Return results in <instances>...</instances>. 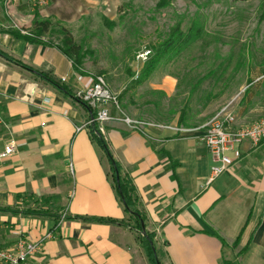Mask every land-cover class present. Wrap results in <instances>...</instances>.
Here are the masks:
<instances>
[{
	"label": "crops",
	"instance_id": "crops-1",
	"mask_svg": "<svg viewBox=\"0 0 264 264\" xmlns=\"http://www.w3.org/2000/svg\"><path fill=\"white\" fill-rule=\"evenodd\" d=\"M120 1L0 0V52L13 59L0 54V153L15 143V153L0 159V209L32 206L31 196H55L54 211L66 214L56 222L0 211L1 247L12 248L17 232L40 243L24 264H150L135 229L75 218L120 221L127 215L91 126L75 131L93 114L75 92L90 86L94 75L75 71L46 38L54 23L70 27L98 12L114 15ZM43 21L49 30L35 36V23ZM175 86L165 76L152 90L169 94ZM110 110L114 119L105 124L104 140L132 180L160 263L264 264V143L243 142L241 157L205 186L211 156L194 136L209 119L195 126L181 114L169 123L142 120L152 124L143 134L118 119L122 111Z\"/></svg>",
	"mask_w": 264,
	"mask_h": 264
},
{
	"label": "rangeland",
	"instance_id": "rangeland-1",
	"mask_svg": "<svg viewBox=\"0 0 264 264\" xmlns=\"http://www.w3.org/2000/svg\"><path fill=\"white\" fill-rule=\"evenodd\" d=\"M163 3L121 0L114 15L98 12L70 27L54 23L46 38L63 46L62 38L70 35L82 46L81 68L102 77L121 111L133 119L169 123L182 114L195 126L226 104L239 124L264 116V0ZM174 26L184 32L199 28L200 35L140 78L152 55L149 47L165 40ZM145 50L151 53L138 59ZM165 76L176 80L170 95L152 90Z\"/></svg>",
	"mask_w": 264,
	"mask_h": 264
},
{
	"label": "built area",
	"instance_id": "built-area-1",
	"mask_svg": "<svg viewBox=\"0 0 264 264\" xmlns=\"http://www.w3.org/2000/svg\"><path fill=\"white\" fill-rule=\"evenodd\" d=\"M148 50L141 51L137 58L145 60ZM64 81V78H62ZM75 97L93 110V117L82 126H76L79 131L86 125L95 124L97 132L105 139V124L114 119L111 107L121 113L116 95H114L102 77H96L92 84L75 92ZM118 119L135 131L145 134V126L152 124L122 115ZM2 122L0 116V123ZM195 132V138L201 142L211 156L210 173L205 181V186L210 185L218 176L226 172L240 157V146L248 141L252 147L264 143V116L247 124H239L235 114L229 109V104L216 111L209 120ZM15 153V143L9 142L0 153V159ZM69 170L72 174V165ZM73 192H71V195ZM63 212L59 219L64 220ZM18 239L12 248L0 246V264H24L40 250V243L17 232ZM50 236V234H47Z\"/></svg>",
	"mask_w": 264,
	"mask_h": 264
},
{
	"label": "trees",
	"instance_id": "trees-1",
	"mask_svg": "<svg viewBox=\"0 0 264 264\" xmlns=\"http://www.w3.org/2000/svg\"><path fill=\"white\" fill-rule=\"evenodd\" d=\"M233 1H248V0H233ZM162 2L165 3L167 2V0H162ZM35 25L37 27L36 30L37 33L36 35L34 34L35 36L37 35L39 36V34L49 30L50 28V23L48 21L36 22ZM13 34L29 42H37L35 37L32 36L20 35L19 32L17 31H14ZM199 35H200L199 28L196 29L191 28L184 32L178 26H174V28L170 31L169 36L165 40L149 47L152 51V55L147 60V62H145V64L142 66V69L140 71L141 73L140 78L142 79L148 78L156 70V68L160 63L169 61V57H172L174 54H179L181 51L187 48V46L191 42H193ZM62 45L63 46H57V48L71 60L75 71L80 72L82 65V58H83L82 46L74 43L70 35H65L62 38ZM0 54L3 55L8 60L11 61L13 60L11 57L7 56L2 52H0ZM38 74L46 78L52 84L59 86L56 82L49 79L46 75L42 73H38ZM142 79L137 81V83H140ZM59 88L61 87L59 86ZM90 126H91L90 134L92 136V139L102 148V150L104 151L105 155L109 160V179L115 191L116 197L127 215L128 221L127 222L125 220L116 221L114 219L102 218V217L78 216L75 218H79L88 222H95V223H105V224L118 223L122 226L135 229L138 232V238L140 240L141 246L150 264H161L153 242L154 234L146 230H143L141 227L142 226L141 223L143 222L144 224L145 217L143 213L139 211L137 208V194L131 178L127 173H125L122 170L121 166L116 161H114L110 156L105 140L103 139L102 136L98 134L96 125L92 124ZM29 199L32 202V206H27L21 209L5 208V209H0V211H4V212L8 211L12 214H17L22 216L34 215L40 217H44V216L52 217L56 220V222L58 221L60 215L57 213V211H54L56 210L55 196L40 197V198L31 196ZM242 250L244 249H241V251ZM222 264H231V263L228 261L226 262L223 261Z\"/></svg>",
	"mask_w": 264,
	"mask_h": 264
},
{
	"label": "water",
	"instance_id": "water-1",
	"mask_svg": "<svg viewBox=\"0 0 264 264\" xmlns=\"http://www.w3.org/2000/svg\"><path fill=\"white\" fill-rule=\"evenodd\" d=\"M141 225H142V226H141V227H142V229H143V230H145V229H144V224H143V222L141 223Z\"/></svg>",
	"mask_w": 264,
	"mask_h": 264
}]
</instances>
